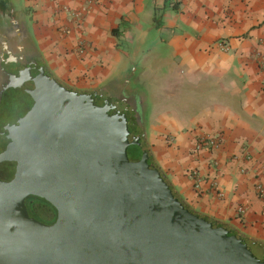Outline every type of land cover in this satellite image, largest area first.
I'll return each mask as SVG.
<instances>
[{
    "label": "water",
    "instance_id": "obj_1",
    "mask_svg": "<svg viewBox=\"0 0 264 264\" xmlns=\"http://www.w3.org/2000/svg\"><path fill=\"white\" fill-rule=\"evenodd\" d=\"M22 48L0 41V118L17 101L0 121V264H264V242L180 195L136 97L72 87L34 41ZM31 195L54 222L29 212Z\"/></svg>",
    "mask_w": 264,
    "mask_h": 264
},
{
    "label": "crops",
    "instance_id": "obj_2",
    "mask_svg": "<svg viewBox=\"0 0 264 264\" xmlns=\"http://www.w3.org/2000/svg\"><path fill=\"white\" fill-rule=\"evenodd\" d=\"M84 2L0 0V19L23 24L68 85L111 84L136 97L152 154L180 195L264 242V202L255 189L256 175L264 179V0H98L78 26L62 7ZM80 37L91 47L82 55ZM201 135H219L221 143L194 153ZM215 161L224 198L211 185ZM239 205L247 208L242 217Z\"/></svg>",
    "mask_w": 264,
    "mask_h": 264
},
{
    "label": "built area",
    "instance_id": "obj_3",
    "mask_svg": "<svg viewBox=\"0 0 264 264\" xmlns=\"http://www.w3.org/2000/svg\"><path fill=\"white\" fill-rule=\"evenodd\" d=\"M98 0H85L84 4L81 5L80 7L76 8V9H72L68 6H63L62 10L66 11L67 13H69L71 15L72 21L78 25V26H82L81 23H83L85 21V18L87 16V14L90 12L91 8L93 7V5L97 2ZM63 34H66L68 32V29H64L62 30ZM220 44L222 45L223 42L221 41ZM223 47L225 48V50L228 49L227 45H223ZM91 47L89 46V43L87 42L86 39H84V37H80L78 42H77V53L79 54H85L87 52L88 49H90ZM261 67L264 69V58L261 59ZM221 143V138L219 135H201L194 146V153L197 152L199 153L200 151L207 149V150H211V149H215L216 147H218ZM244 159L246 160H252L253 159V155L250 153V151L248 149H244L243 153H242ZM215 165V175H211V185L212 188L216 191V194L218 197L220 198H224L225 197V192L223 191V189H221V187L219 186L218 183V172H219V163L218 162H214ZM240 171L242 173H246L248 168L245 166H241ZM193 175H195L197 182H196V187H199L200 181L202 179V176H200L199 174V170H194ZM262 173H258V176L256 175V181H255V189L257 192V195L263 200L264 202V179L261 176ZM246 206L244 205H239L237 208V211L239 213V216L242 217L243 215H245L246 213Z\"/></svg>",
    "mask_w": 264,
    "mask_h": 264
},
{
    "label": "flooded vegetation",
    "instance_id": "obj_4",
    "mask_svg": "<svg viewBox=\"0 0 264 264\" xmlns=\"http://www.w3.org/2000/svg\"><path fill=\"white\" fill-rule=\"evenodd\" d=\"M1 22L3 23V28L0 29V41H2L5 38H9V41L11 43V47L16 50V53H18L19 56H21L22 54H24L23 48L21 49V47L25 46V43H24L25 41H30L29 33L27 32V30L23 24L16 25V23H13L12 21L7 22L3 19H0V23ZM1 26L2 25H0V27ZM20 62H25V61L23 59V60H20ZM124 92H125V90H124ZM4 93H3V95H4ZM3 95L1 94V99H3ZM16 105H17V101L10 103L6 107V109L1 112V114L3 115V118H0V121L6 120L7 119L6 117L11 113L12 108ZM9 121L10 120H8L7 122H9ZM54 221L45 220L44 222L52 223Z\"/></svg>",
    "mask_w": 264,
    "mask_h": 264
},
{
    "label": "trees",
    "instance_id": "obj_5",
    "mask_svg": "<svg viewBox=\"0 0 264 264\" xmlns=\"http://www.w3.org/2000/svg\"><path fill=\"white\" fill-rule=\"evenodd\" d=\"M29 212L36 218L45 221H54L57 217L56 208L46 199L31 195L28 200Z\"/></svg>",
    "mask_w": 264,
    "mask_h": 264
},
{
    "label": "rangeland",
    "instance_id": "obj_6",
    "mask_svg": "<svg viewBox=\"0 0 264 264\" xmlns=\"http://www.w3.org/2000/svg\"><path fill=\"white\" fill-rule=\"evenodd\" d=\"M154 35H155V34H154ZM27 42H28V41H25L24 43H27ZM127 90H128V89H127ZM15 92H16L17 94H20V91H18V90H16ZM144 106H145V103H144ZM140 108L143 109V105H142V104L140 105ZM144 109H145V107H144ZM145 129H146V128H145Z\"/></svg>",
    "mask_w": 264,
    "mask_h": 264
}]
</instances>
